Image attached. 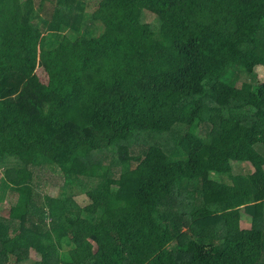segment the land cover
I'll return each mask as SVG.
<instances>
[{
	"label": "trees",
	"instance_id": "16d2710c",
	"mask_svg": "<svg viewBox=\"0 0 264 264\" xmlns=\"http://www.w3.org/2000/svg\"><path fill=\"white\" fill-rule=\"evenodd\" d=\"M88 2L0 0V264H264V0Z\"/></svg>",
	"mask_w": 264,
	"mask_h": 264
},
{
	"label": "rangeland",
	"instance_id": "374dc122",
	"mask_svg": "<svg viewBox=\"0 0 264 264\" xmlns=\"http://www.w3.org/2000/svg\"><path fill=\"white\" fill-rule=\"evenodd\" d=\"M89 2L86 5V11H93L96 6L94 5L95 0H88ZM262 74L260 73V76ZM47 83V77L45 72L38 68L33 75L26 81V83L21 87L19 94L16 97L18 103V108L23 109L27 108L30 100H36L41 98L44 94V89ZM11 164L9 161H6L5 164H0V202L6 204L9 201L10 196L8 194L7 183L4 179V168L10 167ZM82 205H85L87 202L86 199L80 194L76 198ZM34 258H38V255L35 252H32Z\"/></svg>",
	"mask_w": 264,
	"mask_h": 264
}]
</instances>
